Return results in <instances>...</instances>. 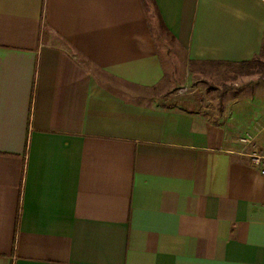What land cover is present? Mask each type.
<instances>
[{"label":"crops","instance_id":"obj_1","mask_svg":"<svg viewBox=\"0 0 264 264\" xmlns=\"http://www.w3.org/2000/svg\"><path fill=\"white\" fill-rule=\"evenodd\" d=\"M255 154L264 0H0V264H264Z\"/></svg>","mask_w":264,"mask_h":264},{"label":"rangeland","instance_id":"obj_2","mask_svg":"<svg viewBox=\"0 0 264 264\" xmlns=\"http://www.w3.org/2000/svg\"><path fill=\"white\" fill-rule=\"evenodd\" d=\"M149 20L152 24H157L158 20L155 16L153 8L149 9ZM160 29V27H159ZM160 32V31H159ZM170 41L169 38L161 31V34L159 33L158 42H159V51L163 58L166 60V58H172V51H174V46H169L170 48L166 49V47L163 45L162 42L164 41ZM173 49V50H172ZM181 60V59H179ZM181 66H177L174 64V68L178 70ZM218 66H211V65H201L198 64L196 66H193L190 68V73L185 74L183 72H178L174 76V92L173 95L180 96V94H188V92H198V94H201L200 99L206 100L207 98H210L211 96L219 95L223 91H227L232 88H236L235 84H237L236 78H231L227 80L226 84L220 83L218 79L214 77L215 74L212 73V71L215 70V68ZM260 68V67H258ZM225 70H231V73L236 71L233 68H225ZM240 74L247 75L248 71L239 70ZM219 81V82H218ZM207 91V92H206ZM180 92V93H177ZM203 94V95H202ZM199 97V96H197ZM196 99V98H195Z\"/></svg>","mask_w":264,"mask_h":264},{"label":"built area","instance_id":"obj_3","mask_svg":"<svg viewBox=\"0 0 264 264\" xmlns=\"http://www.w3.org/2000/svg\"><path fill=\"white\" fill-rule=\"evenodd\" d=\"M240 142L242 144L248 145V144H250V138L249 137H243L240 139ZM251 162H252L253 166L261 167L264 165V157L261 155H257V154L252 155L251 156ZM263 174H264V171H263Z\"/></svg>","mask_w":264,"mask_h":264},{"label":"trees","instance_id":"obj_4","mask_svg":"<svg viewBox=\"0 0 264 264\" xmlns=\"http://www.w3.org/2000/svg\"><path fill=\"white\" fill-rule=\"evenodd\" d=\"M250 66H252V64H250V63H245V64H242L241 65V68H243V70L245 69V68H249Z\"/></svg>","mask_w":264,"mask_h":264}]
</instances>
